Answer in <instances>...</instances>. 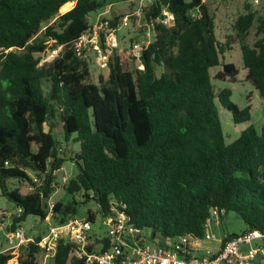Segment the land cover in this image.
<instances>
[{"label": "trees", "instance_id": "1", "mask_svg": "<svg viewBox=\"0 0 264 264\" xmlns=\"http://www.w3.org/2000/svg\"><path fill=\"white\" fill-rule=\"evenodd\" d=\"M109 1L0 0V189L23 211L7 229L30 215L43 220L53 172L70 161L78 170L63 187L71 199L54 203L52 225L93 202L100 215L115 205L150 239L200 237L213 208L235 213L244 231L264 232V123L226 143L219 107L235 124L248 122L251 114L231 101L230 88L216 92L210 74L220 67L219 81H235L237 68L221 60L238 43L245 78L264 114V17L238 15L233 36L220 42L213 14L201 0H152L143 8L144 19L166 9L173 25H155L154 40L139 59L142 69L131 67L125 50H115L106 75L94 84L72 43L91 27L89 15ZM119 19L111 18L110 26ZM253 25L256 39L248 45L244 40ZM57 48L58 56L39 66L44 51ZM54 120L63 142L45 129ZM18 177L31 193L7 190L6 181ZM77 194L82 201L75 200ZM20 249L17 264H37L35 244ZM70 250L58 242L52 264H84L69 262ZM11 259L9 251L0 252V264Z\"/></svg>", "mask_w": 264, "mask_h": 264}, {"label": "built area", "instance_id": "2", "mask_svg": "<svg viewBox=\"0 0 264 264\" xmlns=\"http://www.w3.org/2000/svg\"><path fill=\"white\" fill-rule=\"evenodd\" d=\"M126 1L137 5L131 15L144 22L143 39L133 42L126 51L129 61L138 63V69H142L139 59L141 53L154 40L155 25L172 26L173 15L163 9L156 18L146 20L143 8L152 0ZM206 1L201 0L202 3ZM253 3L257 1L254 0ZM110 5L95 13L91 27L72 43V49L79 58L88 52L94 53L101 69L107 68L108 61L118 45L119 30L127 23V17H123L116 26H110V18L107 15ZM4 165L7 166V163ZM44 202L46 214L43 221L47 224V231L36 243L22 231L21 223H16L14 230H8L0 222V236L9 245L8 248H20L29 243L36 245L37 264H52L58 242L71 245L69 262L76 259L84 264H254L257 256L264 255V232L249 230L220 237L211 231V226L218 224L225 216V210L222 208L210 210L204 220L203 234L200 237L184 235L150 239L115 205L110 206L106 215H101L107 231L104 236L98 237L92 233L94 219L90 220L87 215H75L64 224L52 225L54 203L50 197L44 199ZM22 212L21 208H17L9 226ZM255 242L259 245H254ZM15 262L17 264V261Z\"/></svg>", "mask_w": 264, "mask_h": 264}, {"label": "rangeland", "instance_id": "3", "mask_svg": "<svg viewBox=\"0 0 264 264\" xmlns=\"http://www.w3.org/2000/svg\"><path fill=\"white\" fill-rule=\"evenodd\" d=\"M254 0H207V8L214 17L215 34L220 42H224L227 36H233L232 24L238 15H242L247 11L253 12L256 16L264 17V0H256L257 3H253ZM110 8L107 13L109 18L127 17V23L122 26L119 30L117 41L118 45L116 50L121 51L128 50L129 46L133 42H138L144 37V22L131 14L135 11L137 5L134 3H129L126 0H110ZM73 2L70 3V7L65 9L63 7L60 12L64 13L70 10L73 6ZM122 17V18H121ZM95 20V14H90L88 17L89 23L92 25ZM256 26L253 25L244 42L248 45H252L255 36ZM60 48L56 50L46 49L41 56V61L39 66L51 62L54 58L58 56ZM80 59L85 63L88 78L87 81L98 84V77L100 75L105 76L107 69H101L97 62V57L94 53L88 52L84 57ZM130 62L131 67H138V63ZM222 63H232L238 70V74L234 79V82L229 80L219 81L216 78V74L220 71V67L212 68L210 74L212 77L213 88L216 92L220 91L222 88H230L232 92L231 101L235 103L240 108L245 106L249 107L251 119L248 122L235 124L231 121L230 114L219 107V119L221 123V128L226 143H231L234 139L238 137L240 132L248 126H253L256 129L264 123V114L262 110V101L259 99L257 91L253 88L249 81L245 78V71L242 69L240 63V51L239 44L232 43V48L226 50L224 53ZM159 73V72H158ZM52 129L55 137L58 141L63 142V136L61 133V127L57 120L49 121L45 125V129ZM70 150H75V145H69ZM76 166L70 162L65 161L62 168L55 172L54 181V192L50 196L52 203L62 202L65 204L71 199L65 189L63 188L70 178H73L77 174ZM28 177L32 179L34 183H38V178H36L31 172L26 171ZM35 180V181H34ZM7 190L17 189L22 195L32 192V187L23 178H11L6 181ZM76 201H82L83 198L81 194L74 196ZM17 207L15 203L9 200L7 197L2 195L0 189V222L3 226L8 227L12 217L14 216ZM89 211L93 217L94 222L92 224V233L98 237H102L106 234V226L104 219L98 212L97 206L93 202H88L85 205H79L78 216H86V212ZM20 228L29 238H34L45 234L47 231V224L36 216H27L25 221L21 223ZM246 230V225L242 220L233 212H228L223 219L218 224H213L211 226V231L216 235L223 237L230 234H239ZM8 244L4 242L3 237L0 236V251H9L12 256L11 260L17 261L24 253L20 248H8ZM22 247H25L22 245ZM10 261V260H9ZM7 262V264L9 263ZM16 263V262H15Z\"/></svg>", "mask_w": 264, "mask_h": 264}, {"label": "crops", "instance_id": "4", "mask_svg": "<svg viewBox=\"0 0 264 264\" xmlns=\"http://www.w3.org/2000/svg\"><path fill=\"white\" fill-rule=\"evenodd\" d=\"M207 6V3H205ZM254 245H259L258 242H255ZM254 264H264V255H259L256 257V259L254 260Z\"/></svg>", "mask_w": 264, "mask_h": 264}, {"label": "bare ground", "instance_id": "5", "mask_svg": "<svg viewBox=\"0 0 264 264\" xmlns=\"http://www.w3.org/2000/svg\"><path fill=\"white\" fill-rule=\"evenodd\" d=\"M63 7H65V9H68V8L70 7V3H68V4L64 5V6H62L61 9H62ZM9 264H16V263H15L14 260H11V261L9 262Z\"/></svg>", "mask_w": 264, "mask_h": 264}]
</instances>
